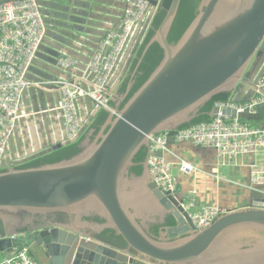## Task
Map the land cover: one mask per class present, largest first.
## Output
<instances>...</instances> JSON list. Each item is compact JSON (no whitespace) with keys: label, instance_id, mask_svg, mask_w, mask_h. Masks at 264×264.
<instances>
[{"label":"water","instance_id":"1","mask_svg":"<svg viewBox=\"0 0 264 264\" xmlns=\"http://www.w3.org/2000/svg\"><path fill=\"white\" fill-rule=\"evenodd\" d=\"M144 1L157 10L158 0ZM180 1H171L138 64L153 43L163 51L161 62L122 108L126 94H110L117 115L108 116L92 141L82 142L80 153L55 164L0 172L1 254L27 249L38 264H264L262 199L195 231L184 201L157 188L146 162L140 176L129 175L148 136L168 131L173 145V132L196 119L212 97L234 93L240 85L257 90L264 0H200L196 17L170 45L167 35ZM208 115L216 118L218 109ZM221 115L249 117L229 109ZM65 145L57 142L45 151ZM59 214L66 220L59 221ZM89 216L104 223L88 222ZM154 216L159 223L167 216L173 220L157 237L145 224ZM106 229L126 247L94 237Z\"/></svg>","mask_w":264,"mask_h":264},{"label":"built area","instance_id":"2","mask_svg":"<svg viewBox=\"0 0 264 264\" xmlns=\"http://www.w3.org/2000/svg\"><path fill=\"white\" fill-rule=\"evenodd\" d=\"M122 3L118 14L104 23L103 29L106 31L93 48L88 37L75 38L70 46L59 50L54 63L56 75L41 79L31 76L32 66L47 34L46 16L41 5L37 0H0V172L8 168L6 161L10 140L21 127L28 132V122L36 117L42 122L45 114L54 113L62 130L57 142L67 144L79 138L89 119L94 116L90 113L87 118L82 117L80 99L91 101L96 113L103 110L109 115H117L110 103V94L118 90L117 73L129 60L131 62L156 12L144 0H123ZM254 84L257 87L255 91L259 93L257 96L236 100L235 92L232 93L229 101L214 104L212 110L218 109L216 118L178 128L173 132L172 139L173 144L188 143L213 150L221 168L249 158L248 182H226L254 193L264 201V127H253L237 117L222 118L221 115L225 109L249 117L257 115L260 110L264 111V63ZM32 90L57 92L58 98L53 105L29 108L24 98ZM33 125L36 126V121ZM168 134V131H164L147 137L145 162L150 179L157 188L163 194L169 192L177 198V181L173 170L177 169L187 177L196 175L198 170L178 157L173 163L167 160L166 156L172 155ZM38 154L41 153H30L9 168H15ZM217 173V170L212 171L216 179L219 178ZM190 194L194 196L195 192ZM182 207L188 213L195 231L204 230L229 212L218 204L196 209L194 199L184 201ZM0 264L38 263L27 249L12 247L9 253L0 258Z\"/></svg>","mask_w":264,"mask_h":264},{"label":"crops","instance_id":"3","mask_svg":"<svg viewBox=\"0 0 264 264\" xmlns=\"http://www.w3.org/2000/svg\"><path fill=\"white\" fill-rule=\"evenodd\" d=\"M66 48L67 46H60L57 52L59 53V50H64ZM77 51H75V55ZM129 65L130 60L123 65L120 72L117 73L116 89L119 88L120 84L129 74L127 73ZM50 70L51 72L49 73L42 70L44 71V74L47 73L45 79L56 75L57 71L54 65L51 66ZM258 94L259 93L253 88L240 85L235 92V99L247 100ZM57 98V92L47 93L32 90L25 95L24 99L29 108L35 109L44 108L46 105H53ZM79 107L83 118H87L90 113H92V115H95L96 113V111L93 110L92 102L87 99H80ZM258 114L251 117H245L244 120H251L258 116ZM35 121L36 126L34 127L33 122L35 123ZM42 122L36 117L28 122L30 129L28 132L24 131L22 127L16 131L14 137L9 142L6 161L7 166H11L15 163L17 164L19 160L23 159L24 156H28L30 153L36 151L42 153L43 150L49 148L58 141L62 130L60 122L56 119L55 114H45ZM170 151L172 155L166 156L168 161L172 163L176 162V157H178L191 163L198 170L196 175L186 180L174 175L177 181V198L184 200L185 202L194 199L196 209H199L204 205L218 204L229 211H235L247 208L252 199L258 198L256 194L226 182L232 181L241 184H246L248 182L249 158H243L235 165L232 164L228 166V168H221L214 151L211 149L200 148L187 143L173 144L170 146ZM28 159L29 158H27V160ZM214 170L218 171V179L215 178V175H212V171ZM174 171L178 172L177 169H174L173 172ZM192 191L195 192L194 196H191L190 194ZM93 223L96 222L93 221ZM94 237H96V235ZM30 254L37 263L40 262L37 260L36 255L34 256L32 253ZM2 256H5V253L0 255V257Z\"/></svg>","mask_w":264,"mask_h":264},{"label":"trees","instance_id":"4","mask_svg":"<svg viewBox=\"0 0 264 264\" xmlns=\"http://www.w3.org/2000/svg\"><path fill=\"white\" fill-rule=\"evenodd\" d=\"M37 1L41 5L43 11V6L41 4V1L40 0ZM171 1L172 0H158L159 5L151 21L150 28L147 31L142 43L135 50V53L129 65V70H128L129 74L123 80V82L120 84L118 88L119 95L126 94L121 104V108L134 95V93L144 84V82L157 68V66L159 65V63L163 58L162 49L157 43H153L144 54L142 61L138 64V61L143 53L145 46L148 44V42L154 35L156 29L159 27L160 23L162 22L166 14V11L168 10L171 4ZM199 3L200 0L180 1L177 14L167 35L168 44L174 45L178 42V40L181 38L183 33L188 28V26L196 17ZM113 15H111V17ZM45 24H46V31L48 33L49 30L47 27L46 20H45ZM105 31L106 29H103V27L101 26L97 28L92 27V29H89L88 31L85 32L83 31L79 32L76 30L75 31L76 34H72L69 37L68 42L61 46H70V43L75 38L79 36H86L89 39L90 46L93 48L95 44L103 37ZM56 53L58 56V52ZM129 84H131V87L127 92V88ZM231 97H232V93L229 92L221 93L212 97L211 100H209L202 108H200L199 114L196 119H194L189 124H185L181 126L180 128H185L200 122L209 121L211 118L209 117L208 114L212 111L214 104L216 102H227L231 99ZM110 103L111 106L114 108V103L112 102ZM108 116L109 114L107 112L103 110H99L91 118L89 124L84 128L81 135L76 141L67 143L65 146H63L62 148L56 151H45L42 152L41 154L35 155L29 158L28 160L24 161L23 163L15 166L14 169L23 170V169L37 168L43 165L55 164L62 160H67L74 157L75 155L81 152L82 142L88 137V134H90L89 139L91 141L95 138V136L98 134L103 124L106 122ZM242 121L246 123V120L243 119ZM146 155H147V150L145 147H143L133 158L134 166L129 169V174H133L135 176H140L142 174L143 171L142 164L145 162ZM4 171H6V169L3 170L2 172ZM93 221L98 224L104 223V221L98 217H94ZM172 225H173V220L171 219V217H168V219L163 225H153L150 229V233L153 236L157 237L159 235L161 228L169 227ZM96 238L103 241L104 243H107L117 248L126 247V244L122 240V238L120 236L115 235V232L110 229L103 230L99 235L96 236Z\"/></svg>","mask_w":264,"mask_h":264},{"label":"rangeland","instance_id":"5","mask_svg":"<svg viewBox=\"0 0 264 264\" xmlns=\"http://www.w3.org/2000/svg\"><path fill=\"white\" fill-rule=\"evenodd\" d=\"M40 1L43 6V14L46 16L45 20L49 32L32 66L31 76L41 79H45L46 77L47 73L44 74V71L51 72L50 68L55 63L57 49L61 45L66 44L69 37L72 34H76V30L85 32L92 29V27H104L106 21L112 20L110 18L111 15H117L118 10L123 6V0ZM127 73L129 72L127 71ZM246 123L253 127L264 126V111L260 110L258 116L247 120ZM7 167L9 169V166ZM173 175L183 178V180L190 178L180 175L177 171H174ZM259 235L263 234L259 233Z\"/></svg>","mask_w":264,"mask_h":264},{"label":"flooded vegetation","instance_id":"6","mask_svg":"<svg viewBox=\"0 0 264 264\" xmlns=\"http://www.w3.org/2000/svg\"><path fill=\"white\" fill-rule=\"evenodd\" d=\"M239 88V87H238ZM121 96H123V95H121ZM130 176H132L133 174H129ZM95 216H89L88 218H85L88 222H93V218H94ZM168 217H170V216H167V217H165V219H164V222L163 223H159V217L158 216H154V222H152L151 221V219H149V220H147L146 222H145V224H146V229H147V232L150 234V235H152L151 233H150V229H151V227L153 226V225H163L165 222H166V220L168 219ZM57 219L59 220V221H64V220H66V217L64 216V215H62V214H59V215H57ZM162 229V228H161ZM160 229V230H161ZM102 232V231H101ZM100 232V233H101ZM100 233H96L95 235L97 236V235H99ZM160 233V232H159ZM153 236V235H152ZM159 236V235H158Z\"/></svg>","mask_w":264,"mask_h":264}]
</instances>
